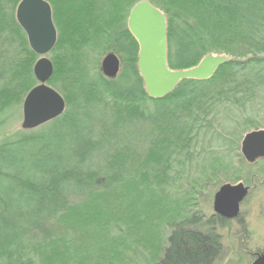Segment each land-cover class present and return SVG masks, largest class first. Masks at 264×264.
<instances>
[{"label":"trees","instance_id":"1","mask_svg":"<svg viewBox=\"0 0 264 264\" xmlns=\"http://www.w3.org/2000/svg\"><path fill=\"white\" fill-rule=\"evenodd\" d=\"M20 1L0 0V264H217L230 220L191 210L194 187L181 204L178 182L197 160L233 166L211 143L233 117L253 122L264 108V0H149L166 17L170 70L228 58L162 97L146 89L129 26L141 0H48L58 29L49 83L66 109L32 130L13 128L40 57L17 21ZM109 52L121 59L116 78L101 70ZM238 158L232 173L252 185L258 173Z\"/></svg>","mask_w":264,"mask_h":264},{"label":"water","instance_id":"2","mask_svg":"<svg viewBox=\"0 0 264 264\" xmlns=\"http://www.w3.org/2000/svg\"><path fill=\"white\" fill-rule=\"evenodd\" d=\"M16 18L27 34L31 49L40 56L34 66L38 84L28 92L22 107L21 127L32 130L58 118L66 109L64 96L48 83L55 66L47 55L57 44L58 29L48 0H21L16 9ZM129 26L140 43L139 70L147 91L153 97L168 94L181 79H207L228 61L224 55L209 54L193 68L170 70L167 65L166 17L149 1H140L132 8ZM101 70L106 77L116 78L121 70L120 57L115 52L107 53L101 61ZM241 151L249 163L264 158V129L246 133ZM250 190L251 186L242 181L222 184L214 194V213L228 220L237 218ZM252 264H264V251L257 254Z\"/></svg>","mask_w":264,"mask_h":264},{"label":"rangeland","instance_id":"3","mask_svg":"<svg viewBox=\"0 0 264 264\" xmlns=\"http://www.w3.org/2000/svg\"><path fill=\"white\" fill-rule=\"evenodd\" d=\"M212 54L225 55L218 53ZM47 56L51 59V52ZM91 67L94 69L93 65H91ZM49 85L51 84L49 83ZM243 114L246 116L247 113L243 112ZM256 115L257 120L253 122L248 121L246 124H244L245 122L239 124L236 121L239 117L235 116L232 121L234 128L230 131L222 130L220 133L223 134L220 138V135L218 136L219 133L216 135L218 140H213L210 145L209 153L214 151V154L210 155H217L216 158L218 159V163L224 162L229 164L228 162L232 161L233 166H237L238 163H240L238 155L242 154L241 143L245 134L253 130L264 129V108L262 106L257 108ZM22 120L23 112L21 107L20 116L18 120L15 121L13 128L20 129ZM224 135L227 137L224 138L226 141H223L225 144H220L219 140L222 139ZM232 138H239L238 149L235 148L233 152L230 153L231 156H228L229 146L227 143ZM203 163L204 162H201V160L196 161V167L198 169L195 171L196 173L194 172L195 175L189 178V181L179 180L178 188L181 191L179 195L181 200L179 201L181 204H184L185 196H183V192L187 187H194L195 190L192 191L194 196L190 198V200H192L188 203L190 209L194 211L196 209L202 210L206 215L210 216L215 214L213 209V199L216 190L224 183L236 184L241 181L245 183L244 179L240 180L244 175V170L233 174L232 171L235 169L233 166L228 167L223 166V164H217V167H205L204 164H206L207 161H205L204 164ZM248 164L252 168V171L258 174H256L255 182L250 185L251 190L249 195L241 205L240 215L235 219H231L227 227L220 229V233L223 237L224 251L217 264H252L257 254L264 251V158L257 160L255 163L248 162ZM172 203L177 204L176 200H173ZM154 215L155 221L159 217V214ZM149 233L152 235L155 234V232ZM141 234H143L142 231L140 234H135V237L138 239L142 237ZM140 241L141 240H138L137 243H140Z\"/></svg>","mask_w":264,"mask_h":264}]
</instances>
